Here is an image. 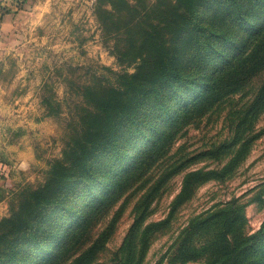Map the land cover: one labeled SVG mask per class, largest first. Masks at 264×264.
<instances>
[{
    "label": "rangeland",
    "instance_id": "374dc122",
    "mask_svg": "<svg viewBox=\"0 0 264 264\" xmlns=\"http://www.w3.org/2000/svg\"><path fill=\"white\" fill-rule=\"evenodd\" d=\"M247 1L0 0V264H45L77 223L55 264H207L262 229L264 2ZM159 33L178 69L165 105L134 110Z\"/></svg>",
    "mask_w": 264,
    "mask_h": 264
},
{
    "label": "trees",
    "instance_id": "16d2710c",
    "mask_svg": "<svg viewBox=\"0 0 264 264\" xmlns=\"http://www.w3.org/2000/svg\"><path fill=\"white\" fill-rule=\"evenodd\" d=\"M258 1L264 2V0H257L255 1V3H257ZM249 2H251V0L247 1V3ZM189 20L190 18H185L183 20V25H187L189 23ZM194 27H199L197 20H195L194 22ZM194 27H191V30H194L195 29ZM257 29L258 30L264 29V25L260 24L259 26L258 24ZM153 37L156 39V40L154 39V46H155L154 51L150 52V54L144 53V55H150L151 60H154L155 65L153 67V71L150 70V71L144 72L142 70L139 74H136L137 79L141 81H146V82L142 83L144 84L143 91H141L140 96L137 98L136 105H135L136 107L134 108V110L142 106L143 103L148 100L152 101L153 107L158 108L160 105H165L167 95H166V92L163 90V88L161 89L160 81L170 78V76L174 73V71L176 72L178 69L176 63H174L170 59H167L168 50L166 48V44L168 42V39L164 40L163 33H159L157 35H154ZM136 88L138 87L136 86ZM135 93H137V91L135 92L134 87H132L131 90L126 93V99H130L132 96H134ZM119 102H121V104H124V100L121 97H116L114 95L109 96L106 99L104 103V112L101 117V120H103V124L100 127L98 133H95V135H97L98 138L103 134V132L107 128V126H105L104 121L108 122L109 120L110 122V118H114L115 116L114 108L120 107ZM110 105L111 107L108 110ZM130 108L125 109L121 114L128 112ZM131 120L134 121L135 118H132ZM106 134L108 135L102 139V147H103L102 150L107 149L109 146H111L115 142L116 139H119L114 131L113 132L107 131ZM123 174L124 172L120 173L117 177V180H119L120 178L122 179L124 177ZM79 226H80L79 223L75 224L74 226L70 228V230L65 235L62 234L57 239L58 242H57V245L54 251L51 254V259L48 260L45 264L53 263L54 261L53 258L57 255V253H59V250L61 249V247L68 243L70 237H72L71 239L77 238L78 234L77 233L73 234V233L76 231L77 228H79ZM31 235L33 234L30 233V236ZM34 237L35 238L32 241L33 244H37V250L39 251L44 250V254H45V252L49 249L51 243H48L47 245L46 240H43L41 238L42 235H39L37 233L34 234ZM17 240H18V237H17ZM14 248L15 247H13L10 250V253L11 252L12 253L11 255L9 254L7 255V259L9 258L13 259L14 257H16V253H15L16 250L14 251ZM221 249L223 250V252L219 256V258L211 262H208L207 264H264V225H262V229L259 230L257 233L249 236L248 238H243L238 244H235L229 247L225 244H222ZM21 258H23L24 260V262H21L22 264H31L32 261L35 260V259L30 260L26 252H25V255L22 252H20V259ZM58 259H56L53 264H55L56 261H58ZM17 260L19 261L18 258ZM35 264H37V262Z\"/></svg>",
    "mask_w": 264,
    "mask_h": 264
}]
</instances>
